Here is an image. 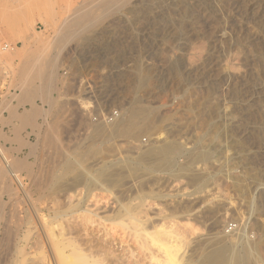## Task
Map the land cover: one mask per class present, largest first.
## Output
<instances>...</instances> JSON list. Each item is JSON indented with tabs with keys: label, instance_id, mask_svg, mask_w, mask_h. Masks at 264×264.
Instances as JSON below:
<instances>
[{
	"label": "rangeland",
	"instance_id": "rangeland-1",
	"mask_svg": "<svg viewBox=\"0 0 264 264\" xmlns=\"http://www.w3.org/2000/svg\"><path fill=\"white\" fill-rule=\"evenodd\" d=\"M92 1L26 0L18 10H9L8 5L0 15V143L13 162L24 165L19 174L29 192L16 189L19 186L3 171L0 158V264L25 260L27 264L38 256L44 264H57L40 225L43 222L51 232L57 228L51 237L54 243L61 241V222L54 217L61 205L58 175L64 156L77 160L73 174L87 170V186L80 192L88 195L86 207L101 215L94 224L77 225L80 236L78 231L72 235L77 236L72 239L80 253L89 254V259L97 257L105 264H161L164 253L147 232L162 225L177 234L179 264H198L203 253L233 241L235 235L240 251L243 243L257 242L260 262L256 264H264V0H129L124 8L117 4L109 12L103 5H93L85 13H92L91 20L83 15L80 23L64 24L81 5ZM93 20L97 24L90 26ZM26 36L68 38L48 50L49 59L57 49L60 53L52 103L38 96L31 99L34 86L45 83L24 67ZM6 45L9 50H4ZM25 88L30 102L23 99ZM133 104L148 108L154 126L137 122L133 137L117 139L116 144L95 143L92 132L100 118ZM33 106L50 111L46 120L37 119L38 128L22 121ZM160 133H168L179 149L155 175L152 168L160 161L148 164L136 153L148 149ZM63 150L68 154L63 155ZM188 160L201 168L203 182L179 176ZM134 218L145 227L138 235L128 228ZM188 219L201 229L198 235L184 227ZM230 222L243 230L226 233ZM70 253V248L65 249V254ZM72 257L69 261L76 262Z\"/></svg>",
	"mask_w": 264,
	"mask_h": 264
},
{
	"label": "bare ground",
	"instance_id": "bare-ground-1",
	"mask_svg": "<svg viewBox=\"0 0 264 264\" xmlns=\"http://www.w3.org/2000/svg\"><path fill=\"white\" fill-rule=\"evenodd\" d=\"M8 1H10L8 3ZM6 2L5 1H0V15H4L5 11L7 10V6L9 5L11 7V9L9 10H12V9H17L21 4H23L24 2H26V0H8ZM129 0H93L89 5H81L78 10L76 11V14L74 16H72V18L67 22H64L65 23H80L81 22V18L83 17V15H89V14H85V13H88L90 12V10L92 9V6L93 5H103L105 8H106V11H111L113 9V7L115 8V5L119 4L120 7L119 8H124V6H126L127 2ZM24 5V4H23ZM21 7V6H20ZM116 6V8H118ZM91 8V9H90ZM94 8V7H93ZM118 8V9H119ZM21 9V8H20ZM26 9V8H25ZM90 9V10H89ZM18 10V9H17ZM20 11V10H19ZM98 11V9H97ZM17 12V11H16ZM103 12V11H102ZM107 12V13H108ZM4 13V14H3ZM12 13V12H11ZM24 13V12H23ZM27 14V13H25ZM32 14V13H31ZM92 14V13H91ZM91 14L89 16H91ZM17 16V15H16ZM20 16V15H19ZM22 16V15H21ZM87 16L85 17V19L87 18ZM88 16V17H89ZM95 16V15H94ZM6 17V16H5ZM26 17V16H25ZM13 18V17H12ZM28 18V17H27ZM69 18V17H68ZM91 17H89L90 19ZM99 18V17H98ZM97 18V19H98ZM20 19V17H19ZM83 19V18H82ZM26 18L23 19V24L25 26V22H26ZM67 20V19H66ZM91 20V19H90ZM29 21V20H28ZM27 21V22H28ZM15 22V21H14ZM20 22H22L20 20ZM85 22V21H84ZM83 22V23H84ZM58 23V22H57ZM21 24V23H20ZM97 24V21L96 20H93L90 22V26H93ZM31 25V24H29ZM58 25V24H57ZM66 25V24H65ZM69 25V24H68ZM72 25V24H71ZM75 25V24H74ZM73 25V26H74ZM87 25V24H86ZM61 27V26H60ZM70 27V26H69ZM32 28V27H31ZM58 28V27H57ZM68 28V27H67ZM72 28V27H71ZM27 29V26L26 28ZM62 30V29H61ZM57 31V30H56ZM59 32V31H58ZM61 33V32H60ZM59 34V33H58ZM65 34V33H64ZM38 35V34H37ZM57 35V34H55ZM62 35V34H61ZM66 35V34H65ZM67 35H68V30H67ZM49 37V36H48ZM55 38V36H54ZM66 37H60V38H56V39H46V38H42V36H38V38H35V37H32V36H26L23 38V41H24V45L27 46V50H26V55L27 56L25 59H26V62H25V68L27 69V73L28 74H31L32 76L36 77V78H39L41 79L42 81H44L45 84H42V86H39L36 88L35 87V90H32L30 92H32V98H34L35 96L37 97H41L43 99H46L47 102L49 103H52V98H51V94L52 92L54 91L55 89V85H54V73L56 72V63H57V59L59 57V51L58 49L55 51L56 54L52 57H50V59L48 58L50 52L48 51L50 46L54 45V46H57L62 43L64 41ZM68 39V38H66ZM81 40V39H80ZM66 44V43H65ZM53 46V47H54ZM55 49V48H54ZM53 55V54H52ZM59 60V59H58ZM59 63V62H58ZM2 71V70H1ZM24 72H26L24 70ZM6 73H4V71L2 72V75H5ZM23 77V76H22ZM28 77V76H27ZM34 77H33V80H34ZM2 78V77H1ZM0 83H1V79H0ZM22 83V82H21ZM24 85V84H23ZM31 88V87H29ZM57 89V88H56ZM26 90V88H25ZM24 90V92H25ZM29 90V89H28ZM27 91V90H26ZM26 94L23 96V99L24 101H27L29 100L30 102V99H27V95L30 94L27 92H25ZM30 98V97H29ZM23 101V100H22ZM85 102H83L84 104ZM87 103V102H86ZM85 103V105H86ZM87 105H90V107H93L92 103H89ZM86 107V106H85ZM89 107V106H88ZM121 108V111H118V114L117 116H115L113 118V120L111 122L109 121H104L102 120L101 118L105 117V115L103 117L100 118V123H97V126H95L94 130H93V139H95V143H100V144H104V143H115L118 142L117 139H122L123 141H125L126 138L132 136V131H133V127L134 125L137 123V122H140L141 124L145 125V126H154V121L151 119L152 117L149 116V112H148V108L147 107H138L136 105H132L130 106L129 108L127 109H123L122 107ZM91 110V109H90ZM120 110V109H119ZM12 114L15 116L16 115V110L13 108L12 110ZM114 111L116 110H110V112L106 115L108 116H112ZM50 112V111H49ZM49 112H45L43 110H41L40 108H38L37 106H33L31 110H29V112H27L25 114V116L22 118V121H24L25 123L29 124L28 126L32 125L34 128H38V124H37V119L39 117H44V119L46 120L48 117H49ZM87 113V112H86ZM13 115L11 117H13ZM154 117V116H153ZM157 119V118H156ZM96 121H99V120H96ZM158 121V120H157ZM46 122V121H45ZM24 123V124H25ZM139 124V123H138ZM146 128V127H145ZM150 128V127H149ZM155 128V127H154ZM138 130V129H137ZM136 130V131H137ZM135 131V132H136ZM139 131V130H138ZM137 131V132H138ZM143 132V131H142ZM1 133V132H0ZM1 135V134H0ZM134 135V134H133ZM91 136V135H90ZM1 137V136H0ZM133 137V136H132ZM91 138V137H90ZM173 138V137H172ZM131 139V138H130ZM136 139V138H134ZM133 139V140H134ZM139 139V138H138ZM91 140V139H90ZM129 140V139H128ZM141 140V139H140ZM153 142L149 143L150 147L146 150H142V149H139L137 150V155H140L142 158L143 161H147L148 164L151 163H154L155 160H159L160 163L157 165V164H154L153 166V172H156L155 175L157 174V172H160L162 171V168H161V163L165 162L167 164V162L171 159L172 155L176 152L177 149H179V147H177L176 143L171 141L170 140V136L168 133L165 134V136H163V134L160 133V135H158L156 138L152 139ZM52 141V140H51ZM94 141V140H93ZM121 141V140H120ZM139 141V140H138ZM50 142V141H49ZM92 142V141H91ZM90 142V144H91ZM143 142V141H142ZM111 143V144H112ZM55 144V143H54ZM53 144V145H54ZM89 144V145H90ZM178 144V143H177ZM51 145V146H53ZM142 145V144H141ZM98 146V145H97ZM148 146V145H147ZM108 147V146H107ZM134 147V146H133ZM145 147V146H144ZM91 148V147H90ZM106 148V147H105ZM63 149V148H62ZM102 149V148H101ZM136 149V148H135ZM138 149V148H137ZM68 151V150H67ZM67 151H64L63 150V155H66L68 154ZM87 151V150H86ZM79 152V151H78ZM75 153V152H74ZM77 153V152H76ZM87 153V152H86ZM92 155V153H90ZM133 154V153H132ZM207 154V153H206ZM82 155V154H81ZM87 155V154H86ZM90 155V156H91ZM77 156V154L75 155ZM83 156V155H82ZM84 157V156H83ZM203 157V156H202ZM0 158L3 160V171L6 172L7 174H9L17 183V185L19 186V188L17 187L16 189H20L22 188L23 191H25V194H26V190H24V185H23V178H21L22 175H20L21 173L19 172V168L20 167H23L24 165L21 164L20 162H13L11 160V158L8 157L7 155V152L5 150V148L3 147V145L0 143ZM65 159H61L62 161H64V164H63V169L61 170L62 173H60L58 176H60V180L58 185H59V188L60 190L57 192L58 193V201L61 202V205L60 206V209H58L59 211H57L55 213V217L56 219H58V221H60V227L62 229V234L60 233L59 235L62 237L61 238V241L58 243H54V241L56 239H54V233L53 231L56 230V229H52L53 231L51 232L47 226L44 225V223L40 226H42V230L45 234V241H49V244H50V249L53 251V256L55 257L54 259V262L57 264H102L100 261H98L97 257L96 259L94 258H90V256L88 255H84L81 252V250L78 248L77 245L74 244V241H73V237L76 236V234L72 237V235L74 233H76L78 231L77 234H79V232L81 233L80 230H77V225H91V224H94L97 222V220L100 218V216L95 213L93 210H91V208H87L86 207V202H87V199H88V195L87 196H84L81 195L83 193H81L80 189L82 188V186L85 187V180H86V175L87 174V170L86 173H83V172H77L76 174H73L74 171H75V167L78 165L77 163V160H75L76 162L74 161H71L69 159H66L67 156L65 157ZM69 158V157H68ZM105 158V157H104ZM13 159V158H12ZM84 159V158H83ZM137 159V158H136ZM208 159V156H204V159ZM14 160V159H13ZM82 160V159H80ZM85 160V159H84ZM202 160V159H201ZM79 161V160H78ZM140 161V160H139ZM61 162V161H60ZM82 163H83V160H82ZM124 163L121 162V164ZM138 163V162H137ZM199 163V162H198ZM96 164V162H95ZM98 164V163H97ZM127 164V163H126ZM126 164H122L121 167H127ZM129 164V163H128ZM136 164V163H135ZM142 164V163H141ZM197 163L195 162H190L189 160L187 161V163H184L183 166L181 167L180 165V172L178 173L179 176H182L183 177H186L188 178L190 181L192 182H199L201 181L203 178H204V173L202 172L201 173V168L200 167H197L196 166ZM1 165V164H0ZM26 165V164H25ZM111 165V164H110ZM116 165V164H115ZM137 165V164H136ZM147 165V164H146ZM144 166L147 167V166ZM162 165H165V164H162ZM60 166V165H59ZM81 166V165H80ZM117 166V165H116ZM119 166V167H120ZM129 166V165H128ZM26 167V166H25ZM78 167V166H77ZM104 168L106 167V165L103 166ZM113 167V166H112ZM120 169L122 170L123 168ZM136 167V166H135ZM140 167V166H138ZM152 167V166H151ZM169 167V165H168ZM82 168V166H81ZM94 168V167H93ZM141 168V167H140ZM150 168V167H149ZM25 169V168H24ZM85 169V167H84ZM119 169V168H117ZM135 169H138V168H135ZM151 169V168H150ZM103 171V169H101ZM108 170V169H107ZM113 170V168L111 169V171ZM125 170V169H123ZM132 169L129 170V172L131 171ZM141 169H139L140 171ZM147 170V169H146ZM79 171V170H78ZM84 171V170H83ZM101 171V172H102ZM109 171H110V168H109ZM110 171V172H111ZM144 171V170H143ZM142 171V172H143ZM166 172V168L163 170V172ZM97 172V171H96ZM100 172V171H99ZM117 172L120 173V170H117ZM122 172V171H121ZM138 172V170H137ZM141 172V171H140ZM145 172V171H144ZM147 172V171H146ZM20 173V174H19ZM108 173V171H107ZM125 173V171H124ZM132 173V172H130ZM134 173V172H133ZM149 173V172H148ZM206 173V172H205ZM102 174V173H100ZM115 173H113L114 175ZM129 174V173H127ZM137 174V173H136ZM134 174V175H136ZM138 174H140L138 172ZM142 174V173H141ZM140 174V175H141ZM152 174V173H151ZM177 174V175H178ZM207 174V173H206ZM3 175V174H2ZM92 175V174H91ZM109 175V173H108ZM107 175V176H108ZM111 175V174H110ZM130 175V174H129ZM132 175V174H131ZM130 175V176H131ZM202 175V176H201ZM88 176V175H87ZM97 176V175H96ZM115 176H118L117 173ZM121 176V175H120ZM127 176V175H126ZM138 176V175H137ZM144 176V175H143ZM206 176V175H205ZM89 177V176H88ZM125 177V176H124ZM139 177V176H138ZM178 177V176H177ZM209 177V176H208ZM92 178V177H91ZM90 178V179H91ZM96 178V177H95ZM99 178V177H98ZM97 178V179H98ZM122 178V177H121ZM131 177H129L130 179ZM134 178V176L132 177ZM140 178V177H139ZM161 178V177H160ZM93 179V178H92ZM118 178H116V180H114V182H112L113 184H115V181H117ZM127 179V178H126ZM144 179V178H143ZM206 179V178H205ZM210 179V178H208ZM57 180V179H55ZM102 180V179H101ZM207 180V179H206ZM91 180H89L90 182ZM94 181V180H93ZM96 181V180H95ZM99 181V180H97ZM105 182V180H103ZM111 181V180H108V182ZM113 181V180H112ZM119 181V180H118ZM125 181V180H124ZM142 181V180H141ZM204 180H202L203 182ZM88 182V181H87ZM88 182V184H89ZM92 182V181H91ZM102 182V181H101ZM100 182V183H101ZM107 182V180H106ZM122 183V181H120ZM55 183V182H54ZM98 183V182H97ZM111 183V182H110ZM139 183V182H138ZM96 183L94 182V185ZM120 184V183H119ZM118 184V185H119ZM56 185V184H55ZM90 185V184H89ZM88 185V186H89ZM93 185V184H92ZM92 185H90L89 188L92 187ZM102 185V184H101ZM108 185V184H107ZM117 185V184H116ZM122 185V184H121ZM11 186V185H10ZM87 186V185H86ZM113 186V185H112ZM16 187V186H15ZM57 187V186H56ZM144 187V186H143ZM14 188V187H13ZM12 188V190H13ZM37 188V187H36ZM94 188V187H93ZM8 189V188H7ZM10 189V188H9ZM83 189V188H82ZM11 190V191H12ZM56 190V189H55ZM90 190V189H89ZM92 190V189H91ZM121 190V189H120ZM19 191V190H18ZM98 191V190H97ZM106 191V190H105ZM14 192V191H13ZM32 192V191H31ZM30 192V193H31ZM10 193V192H9ZM29 193V192H27ZM96 193V192H95ZM121 193V192H120ZM14 195V194H13ZM28 195V194H27ZM46 195V194H45ZM86 195V194H85ZM125 195V194H124ZM14 196H18V195H14ZM29 196V195H28ZM94 195H92L93 197ZM43 196L40 195L39 198H41ZM54 197V196H53ZM83 197V198H82ZM106 197V196H105ZM14 198V197H13ZM120 198V196H119ZM44 199V198H43ZM55 199V198H54ZM129 199V198H128ZM50 200V199H49ZM137 200V199H136ZM52 201V200H51ZM56 201V200H55ZM120 201V200H119ZM117 201V202H119ZM15 203V202H14ZM38 203V202H36ZM58 203V202H56ZM96 203V202H95ZM34 204V203H33ZM89 204H91L89 202ZM98 204V203H97ZM117 204V203H116ZM49 205V204H48ZM133 205V204H132ZM131 206V205H130ZM135 206V205H134ZM133 206V207H134ZM35 211L37 212V219H39V222H41L40 220V216L38 215V211L39 209L37 208L38 206H36V204L33 205ZM91 207V206H90ZM95 207V206H94ZM101 207V206H100ZM104 207V206H103ZM53 209V208H52ZM93 209V207H92ZM55 210V208H54ZM103 210H105L103 208ZM126 210V209H125ZM34 211V213H35ZM52 211V210H51ZM131 211V210H130ZM141 211V210H140ZM55 212V211H54ZM122 212V211H121ZM126 212V211H124ZM143 212V211H142ZM110 213V212H109ZM131 213V212H130ZM211 213V212H210ZM119 214V212H118ZM123 214V213H122ZM16 215V214H15ZM14 215V216H15ZM107 215V214H106ZM110 215V214H109ZM142 215V214H141ZM216 215V214H215ZM34 216V215H32ZM111 217V216H110ZM209 217V216H208ZM32 218V217H31ZM120 218V217H119ZM137 218V216H136ZM30 219V218H29ZM33 219V218H32ZM112 219V218H111ZM122 219V218H121ZM139 219V218H137ZM137 219H132L133 221L129 224V227L130 229H132L133 232H135L137 235L139 234V232L144 228H142L144 225L141 224L140 221H138ZM28 220V219H27ZM54 220V219H53ZM53 220H52V223H53ZM100 220V219H99ZM109 220V219H108ZM31 221V220H30ZM56 221V220H55ZM57 221V222H58ZM103 221V220H102ZM105 221V220H104ZM119 221V220H118ZM36 222V221H35ZM56 222V223H57ZM123 222V221H122ZM125 222V221H124ZM105 223V222H104ZM29 224V223H28ZM36 224V223H35ZM55 224V222H54ZM125 225V224H124ZM143 225V226H142ZM39 226V224H38ZM51 227V226H50ZM49 227V228H50ZM58 227V226H57ZM108 227V226H107ZM184 227H187L188 230L191 232V234L193 236H196L198 235V233L201 231V229H199L198 227L194 226L193 224H191L189 222V219H188V222L186 223V226ZM238 231H236L235 233L237 234V232L239 233V231L243 230L240 226H238ZM37 228V227H36ZM46 228L49 230L50 232V237L48 235V230L46 231ZM54 228V227H53ZM59 228V227H58ZM82 228H85V227H82ZM106 228V227H105ZM38 229V228H37ZM103 229V228H102ZM107 229V228H106ZM105 229V231H106ZM156 229V228H155ZM84 230V229H83ZM112 230V229H111ZM142 230V231H143ZM147 230V229H146ZM40 231V230H38ZM37 231V232H38ZM245 231V230H244ZM36 232V230H35ZM36 232V233H37ZM53 233V234H52ZM59 233V232H58ZM106 233V232H105ZM148 235H149V239H151V243H155V245H157L159 247V249L164 253V257L165 259H163V262L164 264H179L180 263V260H179V257H178V252L180 250V246L178 244H175V238L177 236V234L175 233V231L173 229H170V230H167L166 228H163V226L161 225L159 229L157 230H154L152 232H147ZM87 234V233H85ZM90 234V233H89ZM94 234V233H93ZM243 234V232H242ZM241 234V235H242ZM245 234V232H244ZM32 235V234H31ZM43 235V233H42ZM41 235V236H42ZM51 235H53L51 237ZM84 235V234H83ZM97 235V234H96ZM102 235V234H101ZM106 235V234H105ZM110 235L107 233V236ZM143 235V234H142ZM235 235V234H234ZM240 235V236H241ZM39 236V235H38ZM37 236V237H38ZM80 236V234H79ZM89 236V235H88ZM100 236V235H99ZM237 235H235L236 237ZM245 236V235H244ZM40 237V236H39ZM43 237V236H42ZM59 236H57V241H59L58 239ZM77 237V236H76ZM112 237V236H110ZM235 237L232 238L233 241L231 242H227L226 243H222V242H219V243H222V245L220 244L219 247H215V248H212L210 252H207V253H203L202 257H201V261L198 263V264H256V263H259L260 262V257L258 256V245H257V242L256 244H254L253 246L250 244V242H245L242 243L244 244L243 245V250L240 251L238 250V244L237 242H235ZM31 238V237H30ZM52 238V240H51ZM83 238V237H82ZM88 238V237H87ZM99 238V237H98ZM97 238V239H98ZM113 238V237H112ZM115 238V237H114ZM239 238V237H238ZM243 238V236H242ZM29 239V238H28ZM38 239V238H37ZM41 239V237H40ZM44 239V237H43ZM42 239V240H43ZM96 239V238H95ZM104 239V237H103ZM106 239V238H105ZM104 239V240H105ZM235 239V240H234ZM41 240V241H42ZM54 240V241H53ZM75 240V239H74ZM115 240V239H114ZM249 240V239H248ZM26 241H28L26 239ZM34 241H37L36 239ZM237 241V240H236ZM240 241V239H239ZM77 242V241H75ZM96 242V241H94ZM100 242V241H99ZM34 245H37L35 244V242H33ZM31 243V244H33ZM36 243H39L40 244V241L36 242ZM43 243V242H41ZM93 243V241H92ZM107 243V242H104V244ZM110 243V242H108ZM107 243V244H108ZM117 243V242H116ZM114 242V244H116ZM30 244V245H31ZM48 244V246H49ZM77 244V243H76ZM91 244V243H90ZM99 244V243H97ZM96 244V245H97ZM101 244V243H100ZM111 244V243H110ZM118 244V243H117ZM121 244V243H120ZM141 244V243H140ZM109 245V244H108ZM107 245V246H108ZM141 245H144V244H141ZM219 245V244H218ZM217 245V246H218ZM29 246V245H28ZM38 246V245H37ZM47 246V245H46ZM87 246V245H86ZM90 246V245H89ZM93 246V245H92ZM103 246V244H102ZM115 246V245H114ZM145 246V245H144ZM215 246V245H214ZM30 247V246H29ZM40 248V246H38ZM56 247V248H55ZM99 247V246H98ZM101 247V246H100ZM143 247V246H142ZM31 248V247H30ZM42 248V247H41ZM70 248V251L71 253L70 254H65V249H69ZM90 248V247H89ZM103 249L106 247H102ZM110 248V247H109ZM56 250V254L54 253V251ZM94 249H95V245H94ZM260 249V248H259ZM35 250H38V249H35ZM102 250V249H101ZM109 250V249H108ZM111 250V249H110ZM109 250V252H110ZM124 250V249H123ZM44 251V250H43ZM59 251V252H58ZM90 251V250H88ZM95 251V250H94ZM92 251V252H94ZM103 251V250H102ZM91 252V251H90ZM96 252V251H95ZM105 252V251H104ZM103 252V253H104ZM243 254H242V253ZM29 253V252H28ZM114 253V252H113ZM117 253V252H116ZM124 253V252H123ZM32 254V253H31ZM45 254V253H44ZM60 254V255H58ZM108 254V253H107ZM111 254H112V250H111ZM110 254V256H111ZM51 255V256H52ZM102 255V254H101ZM120 255V254H119ZM125 255V254H124ZM27 256V255H26ZM75 257L76 259V262L74 263H71L69 260V257ZM97 256V255H96ZM104 256V255H102ZM39 257V256H38ZM37 257V258H38ZM43 257V256H42ZM47 257V256H46ZM50 257V256H49ZM72 257V258H73ZM95 257V256H94ZM112 257V256H111ZM114 257V256H113ZM3 258V257H2ZM33 258L31 259V261H28L27 264H44L45 261L44 259L42 258ZM71 258V259H72ZM102 258V257H101ZM116 258V257H115ZM127 258V257H126ZM107 260V258H105ZM114 259V258H113ZM118 259H120L118 257ZM109 260V259H108ZM17 261V260H16ZM61 261V262H60ZM23 262V260H22ZM26 260L23 262L25 263ZM73 262V261H72ZM107 262V261H106ZM162 262V263H163ZM22 263V264H23ZM50 263V262H49ZM53 263V261H52ZM51 263V264H52ZM161 263V264H162ZM105 264V263H103ZM112 264V263H111ZM126 264V263H125ZM197 264V263H196Z\"/></svg>",
	"mask_w": 264,
	"mask_h": 264
},
{
	"label": "built area",
	"instance_id": "built-area-1",
	"mask_svg": "<svg viewBox=\"0 0 264 264\" xmlns=\"http://www.w3.org/2000/svg\"><path fill=\"white\" fill-rule=\"evenodd\" d=\"M4 50H9V46H5V49ZM2 88V86H0V89ZM7 88V87H6ZM4 90H6V89H4ZM117 114H118V112H117V110L116 111H114V113H113V115L112 116H108V115H105V117H103V118H101L102 120H104V121H109V122H111L112 120H113V118L115 117V116H117ZM238 224L237 223H233V222H230V223H228L227 224V226H226V233H228V234H230V233H234V232H236L237 230H238Z\"/></svg>",
	"mask_w": 264,
	"mask_h": 264
}]
</instances>
